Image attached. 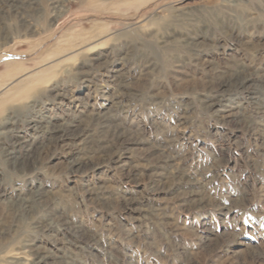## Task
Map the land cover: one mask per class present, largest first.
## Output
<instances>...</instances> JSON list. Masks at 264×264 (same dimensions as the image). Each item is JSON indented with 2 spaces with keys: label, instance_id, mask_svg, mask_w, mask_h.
Returning a JSON list of instances; mask_svg holds the SVG:
<instances>
[{
  "label": "rangeland",
  "instance_id": "374dc122",
  "mask_svg": "<svg viewBox=\"0 0 264 264\" xmlns=\"http://www.w3.org/2000/svg\"><path fill=\"white\" fill-rule=\"evenodd\" d=\"M61 2L0 0V264H264V0Z\"/></svg>",
  "mask_w": 264,
  "mask_h": 264
},
{
  "label": "bare ground",
  "instance_id": "6f19581e",
  "mask_svg": "<svg viewBox=\"0 0 264 264\" xmlns=\"http://www.w3.org/2000/svg\"><path fill=\"white\" fill-rule=\"evenodd\" d=\"M49 1V3H48V5H47V7H46V9H45V12H43V10L39 7V6H37V4H35V0H5V2H6V5H7V9H9V10H7V11H11V10H13V11H16V14H15V16H20V18H21V20L19 21V22H21L20 24L22 25V26H24V27H26V29H25V31H28V28H30L32 25H33V23L31 22H29L28 21V14H26V12H25V8H27V10L28 9H31V15H34L35 17H41V16H43V15H45V17H46V19H47V22H48V25H52L53 24V22L57 19L56 18V12L58 11V10H60V12H63V7H64V5H63V2H61L60 0H48ZM1 4V3H0ZM23 9H25V10H23ZM12 12V11H11ZM59 12V13H60ZM14 17V16H13ZM18 18V17H17ZM31 30V29H30ZM29 33V32H28ZM77 54H79V51L78 52H76V53H74V54H68V53H64L63 55H61L57 60H55L51 65H49V66H47V67H44L42 70H38V71H36V72H34V73H31V72H29V73H27V76L26 77H31V79H29L28 80V82H25V81H23L22 82V80L25 78H21L20 80L21 81H19L18 82V86H19V89H21V91L20 92H18V93H22V92H26L27 91V89L29 90V89H33L32 87H36V86H38L37 84L38 83H41V82H43L44 83V81H42L43 80V78L45 77V74H46V72L47 71H49L50 70V68H58L60 71H61V73H63V74H68V75H70L71 74V71L73 70V67H72V65L70 64V60H71V58H73L75 55H77ZM117 72H119L118 70H116ZM116 75V74H115ZM46 79V78H45ZM23 83V84H22ZM45 84V83H44ZM43 84V85H44ZM52 85V84H51ZM54 85V84H53ZM55 86V85H54ZM46 88V87H45ZM53 88V87H52ZM49 89V88H48ZM28 92V91H27ZM31 91L29 90V93H30ZM58 92V91H57ZM56 92V93H57ZM28 93V94H29ZM60 93V92H59ZM32 106V105H31ZM71 125V124H70ZM52 129H54V130H56L57 128L55 127V128H52ZM68 129V128H67ZM66 129V130H67ZM64 131V130H63ZM50 132V131H49ZM67 133V132H66ZM61 136H63V134L61 135ZM56 139V138H55ZM106 147V146H105ZM104 147V148H105ZM101 149V148H100ZM12 153V152H11ZM13 156V155H12ZM18 158H20V157H18ZM17 160V159H16ZM116 160V159H115ZM20 161V160H19ZM22 161V160H21ZM79 161H77V162H75V161H73V163L75 164V163H78ZM18 164H19V162H18ZM25 165V164H24ZM27 202V201H26ZM27 206V205H26Z\"/></svg>",
  "mask_w": 264,
  "mask_h": 264
},
{
  "label": "snow or ice",
  "instance_id": "6c2138e0",
  "mask_svg": "<svg viewBox=\"0 0 264 264\" xmlns=\"http://www.w3.org/2000/svg\"><path fill=\"white\" fill-rule=\"evenodd\" d=\"M261 226L264 227V224H262Z\"/></svg>",
  "mask_w": 264,
  "mask_h": 264
}]
</instances>
